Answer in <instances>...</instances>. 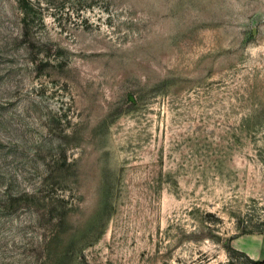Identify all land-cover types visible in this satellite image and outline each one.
<instances>
[{"label": "rangeland", "instance_id": "1", "mask_svg": "<svg viewBox=\"0 0 264 264\" xmlns=\"http://www.w3.org/2000/svg\"><path fill=\"white\" fill-rule=\"evenodd\" d=\"M264 236V0H0V264H251Z\"/></svg>", "mask_w": 264, "mask_h": 264}, {"label": "crops", "instance_id": "2", "mask_svg": "<svg viewBox=\"0 0 264 264\" xmlns=\"http://www.w3.org/2000/svg\"><path fill=\"white\" fill-rule=\"evenodd\" d=\"M234 248L246 254L253 261H264V236L254 237L253 241L244 242L243 237L234 240Z\"/></svg>", "mask_w": 264, "mask_h": 264}, {"label": "trees", "instance_id": "3", "mask_svg": "<svg viewBox=\"0 0 264 264\" xmlns=\"http://www.w3.org/2000/svg\"><path fill=\"white\" fill-rule=\"evenodd\" d=\"M251 264H264V261H253L250 259Z\"/></svg>", "mask_w": 264, "mask_h": 264}]
</instances>
